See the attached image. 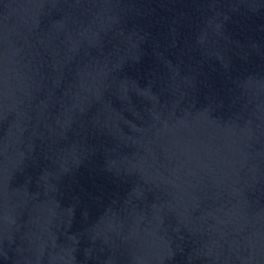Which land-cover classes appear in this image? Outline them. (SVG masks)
Listing matches in <instances>:
<instances>
[{
    "label": "water",
    "instance_id": "water-1",
    "mask_svg": "<svg viewBox=\"0 0 264 264\" xmlns=\"http://www.w3.org/2000/svg\"><path fill=\"white\" fill-rule=\"evenodd\" d=\"M0 264H264V0H0Z\"/></svg>",
    "mask_w": 264,
    "mask_h": 264
}]
</instances>
